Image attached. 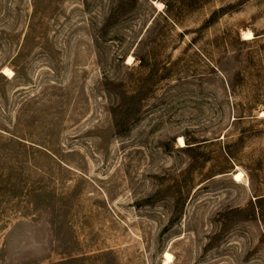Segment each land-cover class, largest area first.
<instances>
[{"label": "rangeland", "instance_id": "1", "mask_svg": "<svg viewBox=\"0 0 264 264\" xmlns=\"http://www.w3.org/2000/svg\"><path fill=\"white\" fill-rule=\"evenodd\" d=\"M0 264H264V0H0Z\"/></svg>", "mask_w": 264, "mask_h": 264}, {"label": "bare ground", "instance_id": "2", "mask_svg": "<svg viewBox=\"0 0 264 264\" xmlns=\"http://www.w3.org/2000/svg\"><path fill=\"white\" fill-rule=\"evenodd\" d=\"M245 36H246V39H253L254 38L253 33H246ZM4 74L9 76V75H12L13 73L10 70H5ZM181 142H182V144H184V141H181ZM243 179H244L243 173L240 172V173L235 175V180L237 182H241V181H243ZM166 259H167V262H172L173 257L170 253H167Z\"/></svg>", "mask_w": 264, "mask_h": 264}]
</instances>
